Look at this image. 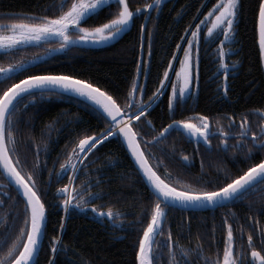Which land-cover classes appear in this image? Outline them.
Masks as SVG:
<instances>
[{
  "label": "trees",
  "instance_id": "16d2710c",
  "mask_svg": "<svg viewBox=\"0 0 264 264\" xmlns=\"http://www.w3.org/2000/svg\"><path fill=\"white\" fill-rule=\"evenodd\" d=\"M145 2L147 0H128L130 8ZM213 3L215 0H162L159 10L153 6L136 14L129 31L105 48H84L72 44L60 48L61 41L55 38L39 44L26 43L7 53L0 50V67L25 60L23 68L0 74V90L24 75L41 72L75 74L88 79L123 103L124 93L132 79H138L141 75L140 83L145 85L141 98L147 101L155 88L160 87L159 79L164 68L170 70L168 60L174 61L172 53L179 49L177 42L182 44L180 38L186 34L184 29L199 23ZM238 4L233 38L223 44V47L231 49L225 57L232 73L227 79L226 94H222L223 74L218 73L223 70H218L217 59V45L223 39L221 33L218 39H214V54L205 53L200 58L198 70H203L204 82L195 97L198 99L195 102L177 103L174 112H170L167 105L171 91L169 82L145 116L139 119L138 124L134 122V127L141 133V146L146 149L150 163L162 176L167 170L174 181L181 179L195 187H206L210 185L199 181H223L226 172L238 175L239 170L248 163L244 157L246 148L221 149L211 153L206 145L204 148L202 144H195L184 131L175 127L163 139L152 142L151 138L164 124L200 113L209 119L215 118L219 122L217 125L223 127L225 132L238 133L244 117H247L253 131H257V125L264 120V67L258 47V0H238ZM117 8L114 2L102 6L81 26L94 27L111 18L109 13ZM59 11L56 0H0V21L16 18L23 13L52 16L59 14ZM144 11H147V16L143 14ZM141 23L146 25L143 33L140 31ZM148 29H152L153 33L151 47ZM144 58H150L147 72L143 67L137 68V61ZM233 61L238 63L231 68ZM178 67L179 57L176 62ZM207 70H214V88L206 81ZM218 84L221 85L219 89ZM137 94L140 95L139 91ZM32 95L35 100L25 96L18 104L13 114V131L16 138L15 155L20 158L21 165L26 170H32L37 157L40 161L36 178L42 199L46 201L47 225L35 264H49V256L53 255L50 239L58 234L64 249L54 255V264H136L138 238L150 218L153 197L119 135L103 141L84 158V167L77 170L78 175L72 184L83 186L85 192L90 189L97 193V198L86 201L89 207L70 206L61 230L59 220L65 213L58 202L64 197L58 195L55 189L69 183V180L66 174L57 177L56 169L79 138L99 132L106 121L96 108L75 96L64 93L40 95L39 92ZM248 146H252L251 140ZM184 156L188 157V161H184ZM260 158H264V149L253 148L250 159L258 161ZM68 171L72 169L65 170ZM0 202V233L15 236L23 221L24 202L15 188L8 186L2 172ZM93 204L105 211L112 207L121 216L112 220L105 218L100 222L88 209ZM225 219L232 225L236 247L246 253L248 259L251 251L247 241L249 234L253 235V246L264 249V241L258 235L259 230L264 229V188L250 192L241 201L212 210H184L168 206L164 225L153 245L156 252L154 264H173L168 246L164 243L169 232L176 252L173 258L175 264H208L209 259H215L218 251L222 253L226 235ZM177 243L187 255L175 248ZM6 248L4 239L0 238V255Z\"/></svg>",
  "mask_w": 264,
  "mask_h": 264
},
{
  "label": "snow or ice",
  "instance_id": "6c2138e0",
  "mask_svg": "<svg viewBox=\"0 0 264 264\" xmlns=\"http://www.w3.org/2000/svg\"><path fill=\"white\" fill-rule=\"evenodd\" d=\"M112 2L118 8L115 12L109 13L111 18L94 27L81 26L85 19L96 15L102 6H107ZM56 5L60 9L57 15L37 16L34 13H23L16 18L0 21V49L7 53L27 42L47 40L51 37L59 38L61 41L60 48H64L74 39L93 42L115 39L132 22L136 14L153 6L159 10L162 0H154V4L153 0H147V2L136 8H130L128 0H56ZM65 5L67 6L65 7ZM238 8V0H215V3L201 17L200 22L196 23L195 28L186 27L184 29L186 33L190 32V35L181 36L180 38L186 40V44L182 45L177 42V47L183 49V55L179 56V67L176 68L178 79L171 80L168 67H165L163 75L159 79L160 87L155 88L147 101L141 98L145 85L135 77L124 93L123 103L118 102V98L96 84L89 82L88 79L79 78L75 74L41 72L24 75L22 79L9 83L0 90V172L4 174L5 179L11 185L15 186L17 193L24 202L23 221L15 236H9L7 232L0 233V238H3L7 245L6 251L0 255V264H35V258L38 256L42 245V234L46 227V201L42 199L41 188L36 178L40 161L37 157L33 169L26 170L21 165L20 158L15 155L16 138L13 131V114L17 111L18 104L25 96L35 100L32 95L33 92H39L40 95L45 93L60 94L61 90L64 93H75L77 97L85 98V102L90 101L91 105L96 107L106 121L105 127L99 132L85 134L79 138L73 144L72 149L67 152V158L56 169L57 177L66 174L69 180V183L55 189L58 195L64 197L63 200L58 202V206H62L65 213L59 220L61 230L65 224L70 206L89 207L86 201L97 198V193L92 192L90 189L85 192L83 186L72 184V181L78 175L77 170L84 167V158L113 135H119L126 143L138 170L154 190L151 194L153 202L150 209V218L146 226L143 227L142 235L138 238V247L135 251L136 264H154L156 252L153 245L157 233L161 232L164 225V217L168 206L179 205L183 209L221 206L226 202L241 201L250 192H254L258 188H264V158H260L258 161L250 159L253 148L264 149V120L257 125L258 130L253 131L247 117H244L239 124L240 131L231 133L225 132L223 127L213 129L207 115L196 113L191 118L170 120L151 138L152 142L163 139L169 130L174 127L186 132L198 141L203 140L205 144L209 143V136L216 132L222 137L219 143L223 145H227L226 137L235 135L237 141L232 147L246 148L244 157L248 160L247 166L239 170L238 175H231L226 172L223 181L213 183L211 179L200 180V183L210 185L206 187H195L193 184L186 183L181 179L174 181L167 170H165L163 176L159 174L156 167L150 163L149 157L146 155V149L141 147V133L137 127H134V122L138 124L139 119L145 116L151 107V102L161 94L162 86L169 80L172 84V89L167 97L170 112H174L176 104H182L185 97L191 93L190 84L194 78L193 69L198 58V37L205 27L207 30L203 32V35L209 39H218L221 33L223 35L221 43L217 45V59L219 61L218 70H224V80L222 81L224 92L222 94H226L230 65L225 62V57L231 49L223 47V44L233 38ZM143 14L148 15L147 11H144ZM145 27L144 23L140 24L141 33L144 32ZM257 29L259 57L261 62L264 63V0H258ZM73 30L78 31L80 35L77 37L69 35V32ZM152 34V29H148L149 47H151ZM177 55L178 53L175 51L172 53L173 57ZM24 63L25 60L22 59L7 64L0 67V73L15 72L23 68ZM237 63L233 61L231 68H234ZM168 65L174 67L172 59L168 60ZM141 67L147 72L150 67V58L137 61L138 70ZM217 87L219 89L221 85L218 84ZM194 120H198L199 123L194 122ZM148 122L151 123V121ZM249 138L252 141L251 147L248 146ZM37 151H39V146ZM183 159L187 160L188 157L184 156ZM68 168H71L72 171L65 172ZM90 210L100 222H103L105 218L112 220L113 217L118 219L121 216V213L112 207H108L105 211L93 204ZM224 226L226 227V235L224 236L222 253L218 251L215 259H209L208 264H253V262L264 264V249L253 246L252 234L247 236L248 246L251 249V259H248L247 254L236 247L233 228L232 225L228 224L227 219L224 220ZM6 227L8 226L6 225ZM258 235L264 241V229H260ZM60 241L61 236L59 234L50 239V250L53 255L49 256V264H54V255L64 249ZM164 243L168 246L170 260L175 264L173 258L176 252L173 248L170 232ZM175 248L180 249L181 252L187 255V252L178 243Z\"/></svg>",
  "mask_w": 264,
  "mask_h": 264
},
{
  "label": "flooded vegetation",
  "instance_id": "af4514ba",
  "mask_svg": "<svg viewBox=\"0 0 264 264\" xmlns=\"http://www.w3.org/2000/svg\"><path fill=\"white\" fill-rule=\"evenodd\" d=\"M209 23H210V21H209ZM195 26H196V24H193V25H191L190 26V28H195ZM206 27L205 28H203V30H202V32H201V34L199 35V37H198V41H199V48H198V58H197V61H196V64H195V67H194V69H193V76H194V78H193V80L191 81V84H190V87H191V93L190 94H188L186 97H185V99H184V102L186 103V102H195L197 99H195V97H196V95L198 94V91L202 88V84H203V77H202V74H204V72H203V70H198V66H199V63H200V58L206 53V54H208V55H210V54H214V40L213 39H209L208 37H205L204 35H203V32H206ZM69 35H71V36H73V37H77V36H79L80 35V33L78 32V31H75V30H73V31H70L69 32ZM186 35H190V32H187L186 34H185V36ZM187 43V41L186 40H182V45L183 44H186ZM113 45V44H112ZM111 46V45H110ZM109 47V46H108ZM180 50V52H179V55H180V53H182V55H183V49H182V47L179 49ZM182 51V52H181ZM179 55H178V57H179ZM207 55V56H208ZM176 68V67H175ZM175 68L172 70V76H171V80H176V79H178L177 78V76H176V70H175ZM208 71V76H207V78H206V81H209L210 82V84H211V86H212V88H214V70H207ZM219 74H223V80H224V70H220L219 72H218ZM232 73H231V70L229 71V74H228V76H227V79H228V77L231 75ZM140 76V80H141V75H139ZM139 76H138V78H139ZM170 82V81H169ZM170 86H171V89H172V84H171V82H170ZM156 103V102H155ZM154 103V104H155ZM153 104V105H154ZM152 105V106H153ZM151 106V107H152ZM150 107V108H151ZM149 108V109H150ZM194 116V115H193ZM193 116H191V117H193ZM194 122H197V123H199V121L198 120H194ZM217 120L214 118L213 120L212 119H210V123H211V126H212V128L213 129H216L217 127H219L218 125H217ZM233 123H234V121H232ZM231 133H236V132H231ZM190 139H192V140H194L193 142H195V144H202L203 146H204V148H205V145L207 146V148H208V150H210L211 151V153L212 152H219L221 149H224V150H227V149H237V150H240V149H242V148H240V147H237V148H233L232 147V145H234V144H236V141H237V137L235 136V135H231V136H229V137H226L225 139L227 140V145H223V144H220L219 143V141L222 139V137L220 136V134L218 133V132H216L215 134H212V135H210L209 136V143L208 144H205L204 142H203V140H197V139H195V138H190ZM250 138H249V140H248V144H249V142H250ZM184 161H188V159L187 160H184ZM251 259V258H250ZM253 264H256V262H253Z\"/></svg>",
  "mask_w": 264,
  "mask_h": 264
},
{
  "label": "water",
  "instance_id": "95a60500",
  "mask_svg": "<svg viewBox=\"0 0 264 264\" xmlns=\"http://www.w3.org/2000/svg\"><path fill=\"white\" fill-rule=\"evenodd\" d=\"M130 24H131V23H130ZM130 24H129L128 26H126L125 29H124V31H122V32L119 34V36H117L115 39L106 40V41H102V42L81 41V40H78V39H77V40L71 42L70 44H72V45H74V46H78V47H84V48H86V47H87V48H105V47H108V46H110V45L116 43L118 40H120V38H121L126 32L129 31V29H130ZM179 52H180V51H179ZM179 52H177L178 55H179ZM178 55L175 57L174 64H175V61H176L177 58H178ZM0 74H8V73H0ZM138 80L140 81V76H139ZM33 93H35V92H33ZM61 93H64L63 90H61ZM64 94L72 95V96L77 97V95H76L75 93H64ZM77 98H79V99L85 101V98H83V97H77ZM87 103H89V104L91 105V102H90V101L87 102ZM92 106H93L94 108H96L94 105H92ZM170 130H171V129H170ZM184 133H185L188 137H190L186 132H184ZM119 137H120V136H119ZM190 138H191V137H190ZM120 139L122 140L123 144L125 145V147H126V149H127L126 143L123 141L122 137H120ZM141 147H142V146H141ZM142 149H143V148H142ZM127 151H128V153H129V155H130V157H131L133 163L135 164V166H136V168H137V170H138V167H137V165H136V163H135V160H134V158L132 157L130 151H129L128 149H127ZM138 171H139V170H138ZM139 173L141 174L142 178H143L144 181L146 182V184H147V186L149 187V189H150L151 191H154V190L151 188V186L148 184L147 180L143 177L142 173H141L140 171H139ZM6 180H7V179H6ZM7 181H8V180H7ZM8 186H9V187L12 186V187L15 188V186H14V185H11L9 181H8ZM15 190H16V189H15ZM61 196H62V195H61ZM228 203H230V202H226V203H224V204L221 205V206H224V205H226V204H228ZM162 206H163V205H162ZM221 206H205V207H198V208H191V207H190V208H188V209H184V210L205 211V210L216 209V208H219V207H221ZM169 207H174V208H180V209H183V208H182L181 206H179V205H176V206H169ZM88 209H90V208H88ZM46 225H47V216H46ZM45 228H46V227H45ZM44 234H45V230H44V232H43V234H42V243H43V240H44ZM41 247H42V245H41ZM41 247H40V249H39V253H40ZM39 253H38V255H39ZM37 257H38V256H37ZM37 257L35 258V261H36Z\"/></svg>",
  "mask_w": 264,
  "mask_h": 264
},
{
  "label": "rangeland",
  "instance_id": "374dc122",
  "mask_svg": "<svg viewBox=\"0 0 264 264\" xmlns=\"http://www.w3.org/2000/svg\"><path fill=\"white\" fill-rule=\"evenodd\" d=\"M55 38H57V37H51V38H48L47 40H42V41H30V42H27V43H35V44H39V43H41V42L49 41V40H53V39H55ZM75 40H77V39H74V40L70 41L68 44H70L71 42H73V41H75ZM0 50H3V49H0ZM48 54H49V53H48ZM45 56H47V55H45ZM45 56H43V57H45ZM176 62H177V61H175V64H174V61H173V65H175V66H174V67H171L170 70H169V73H170V79H171V76H172V73H173L172 70L176 67ZM263 67H264V63H263ZM169 81H170V80H169ZM169 81L165 83V87L167 86V84H169Z\"/></svg>",
  "mask_w": 264,
  "mask_h": 264
},
{
  "label": "built area",
  "instance_id": "2783aa9c",
  "mask_svg": "<svg viewBox=\"0 0 264 264\" xmlns=\"http://www.w3.org/2000/svg\"><path fill=\"white\" fill-rule=\"evenodd\" d=\"M164 89H165V85L162 86V92L164 91ZM162 92H161V94H162ZM161 94L151 102V106L159 99V97L161 96Z\"/></svg>",
  "mask_w": 264,
  "mask_h": 264
},
{
  "label": "bare ground",
  "instance_id": "6f19581e",
  "mask_svg": "<svg viewBox=\"0 0 264 264\" xmlns=\"http://www.w3.org/2000/svg\"><path fill=\"white\" fill-rule=\"evenodd\" d=\"M180 48H181V47H179V49H180ZM179 49H178V51H180ZM178 51H177V52H178ZM174 58H175V57H174ZM174 66H175V65H174Z\"/></svg>",
  "mask_w": 264,
  "mask_h": 264
}]
</instances>
